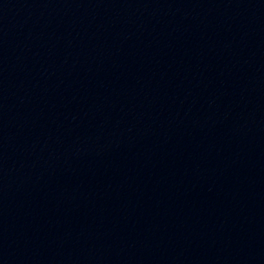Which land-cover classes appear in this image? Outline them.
Here are the masks:
<instances>
[{
	"label": "water",
	"instance_id": "obj_1",
	"mask_svg": "<svg viewBox=\"0 0 264 264\" xmlns=\"http://www.w3.org/2000/svg\"><path fill=\"white\" fill-rule=\"evenodd\" d=\"M0 264H264V0H0Z\"/></svg>",
	"mask_w": 264,
	"mask_h": 264
}]
</instances>
